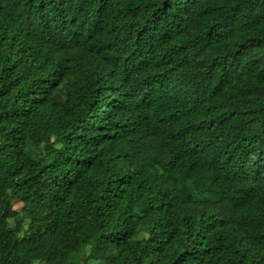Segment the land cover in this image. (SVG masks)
Instances as JSON below:
<instances>
[{
  "label": "trees",
  "instance_id": "trees-1",
  "mask_svg": "<svg viewBox=\"0 0 264 264\" xmlns=\"http://www.w3.org/2000/svg\"><path fill=\"white\" fill-rule=\"evenodd\" d=\"M0 264H264V0H0Z\"/></svg>",
  "mask_w": 264,
  "mask_h": 264
},
{
  "label": "rangeland",
  "instance_id": "rangeland-1",
  "mask_svg": "<svg viewBox=\"0 0 264 264\" xmlns=\"http://www.w3.org/2000/svg\"><path fill=\"white\" fill-rule=\"evenodd\" d=\"M12 205L14 208L20 207L19 202L16 200L13 201Z\"/></svg>",
  "mask_w": 264,
  "mask_h": 264
}]
</instances>
